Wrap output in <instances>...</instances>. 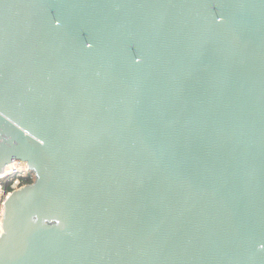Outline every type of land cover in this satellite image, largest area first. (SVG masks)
Segmentation results:
<instances>
[{"label": "water", "instance_id": "1", "mask_svg": "<svg viewBox=\"0 0 264 264\" xmlns=\"http://www.w3.org/2000/svg\"><path fill=\"white\" fill-rule=\"evenodd\" d=\"M0 264H264V0H0Z\"/></svg>", "mask_w": 264, "mask_h": 264}, {"label": "built area", "instance_id": "2", "mask_svg": "<svg viewBox=\"0 0 264 264\" xmlns=\"http://www.w3.org/2000/svg\"><path fill=\"white\" fill-rule=\"evenodd\" d=\"M13 163V164H12ZM7 166V171L0 174V236L3 233L5 202L10 194L36 179L35 172L26 161L18 160Z\"/></svg>", "mask_w": 264, "mask_h": 264}, {"label": "bare ground", "instance_id": "3", "mask_svg": "<svg viewBox=\"0 0 264 264\" xmlns=\"http://www.w3.org/2000/svg\"><path fill=\"white\" fill-rule=\"evenodd\" d=\"M13 164V163H12ZM10 164H8V165H6L3 169H2V171L0 172V174H3V173H5L6 171H7V166H9ZM11 195V194H10ZM9 195V196H10ZM8 196V197H9Z\"/></svg>", "mask_w": 264, "mask_h": 264}]
</instances>
